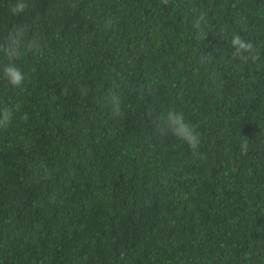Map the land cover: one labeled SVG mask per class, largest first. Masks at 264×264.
I'll list each match as a JSON object with an SVG mask.
<instances>
[{"label":"trees","instance_id":"obj_1","mask_svg":"<svg viewBox=\"0 0 264 264\" xmlns=\"http://www.w3.org/2000/svg\"><path fill=\"white\" fill-rule=\"evenodd\" d=\"M5 111L0 264H264V0H0Z\"/></svg>","mask_w":264,"mask_h":264},{"label":"clouds","instance_id":"obj_2","mask_svg":"<svg viewBox=\"0 0 264 264\" xmlns=\"http://www.w3.org/2000/svg\"><path fill=\"white\" fill-rule=\"evenodd\" d=\"M24 5H17L12 9L13 13H17L23 9ZM11 36V34H10ZM232 46L236 50V54H240L243 52H248L251 50V44L243 41L240 36H234L232 38ZM8 57L14 58L21 55L19 52V41L12 37V47L9 49H5ZM5 75L8 79V82L13 86H20L23 83V73L17 67L13 65H9L5 68ZM10 119V113L8 111L4 112V119L0 121V126H6L7 122ZM168 125L171 127L172 132L178 138L184 140L190 148L195 151L199 147L200 137L199 134L194 131V129L185 122L183 114L176 113L174 111H169L167 114Z\"/></svg>","mask_w":264,"mask_h":264}]
</instances>
